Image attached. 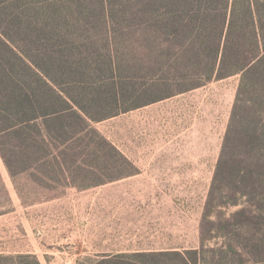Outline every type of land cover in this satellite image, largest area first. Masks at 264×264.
Returning a JSON list of instances; mask_svg holds the SVG:
<instances>
[{"label": "trees", "instance_id": "obj_1", "mask_svg": "<svg viewBox=\"0 0 264 264\" xmlns=\"http://www.w3.org/2000/svg\"><path fill=\"white\" fill-rule=\"evenodd\" d=\"M236 75L200 246L78 264H264V0H0V157L23 204L90 187L133 166L95 122ZM10 203L0 171V215Z\"/></svg>", "mask_w": 264, "mask_h": 264}, {"label": "crops", "instance_id": "obj_2", "mask_svg": "<svg viewBox=\"0 0 264 264\" xmlns=\"http://www.w3.org/2000/svg\"><path fill=\"white\" fill-rule=\"evenodd\" d=\"M142 156L147 159L135 164L132 174L87 188L71 186L61 195L31 204H23L0 157L11 196L10 208L0 215V231L8 220L21 213L25 217L30 209L45 216L41 237L30 235V247L10 248L1 241L0 253H33L43 264L49 262L50 244L56 253L74 256L78 264L83 256L183 251L193 247V230L199 244L200 215L193 217L190 198L175 196L179 187L190 185V168L154 159L156 154Z\"/></svg>", "mask_w": 264, "mask_h": 264}, {"label": "rangeland", "instance_id": "obj_3", "mask_svg": "<svg viewBox=\"0 0 264 264\" xmlns=\"http://www.w3.org/2000/svg\"><path fill=\"white\" fill-rule=\"evenodd\" d=\"M239 81V75L214 80L205 86L95 122L94 126L113 142L133 166L117 171L109 169V172L92 170L87 176L91 186L107 181L120 171L128 173L135 170V164L141 159H147L143 154H156L159 157L154 159L189 167L192 181L185 188L179 187L175 196L191 199L193 217L200 215L201 232V219L230 122ZM0 163L2 164L1 160ZM67 188L69 187L59 186L53 191L38 189L37 196L54 197L67 192ZM10 204L6 205V210L10 208ZM239 207L229 206L223 208V211L229 215ZM37 212L39 211L30 209L25 217L21 213L18 218L8 220L0 231V242H5L10 248L30 247V235L39 238L42 234L41 223L45 216L41 217ZM215 242L220 240L215 239L207 244L213 246ZM192 245L200 246L195 241L194 230ZM55 247L46 245L50 251L49 262L43 264H74V256L56 253Z\"/></svg>", "mask_w": 264, "mask_h": 264}]
</instances>
